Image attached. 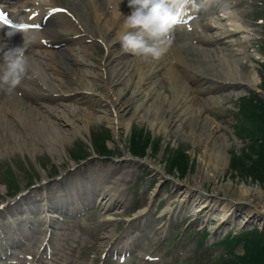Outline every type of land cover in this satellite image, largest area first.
Wrapping results in <instances>:
<instances>
[{
	"label": "rangeland",
	"instance_id": "1",
	"mask_svg": "<svg viewBox=\"0 0 264 264\" xmlns=\"http://www.w3.org/2000/svg\"><path fill=\"white\" fill-rule=\"evenodd\" d=\"M56 2L70 8L76 5L82 10L88 9L87 0ZM236 11H243L242 17L249 24L247 35L237 33L235 37L244 39L247 44L242 49L244 55L237 56L243 62L241 74L246 72L248 77L254 76L257 83L253 89L245 85L231 86V92H242V99L233 97L229 102L220 106L212 105L203 111L202 117H206L208 121L213 119L219 124L215 132L218 136L216 147L218 146L220 155L217 167L199 165L203 145L198 144L192 137L182 132H170L169 128L164 131L161 126L152 128L148 122H140L135 117L129 128L120 126L116 131L109 127L103 117L93 120L89 126L80 129V133L70 134L56 151L42 148L41 143L34 154L25 149L4 151L3 156H0V204L6 203L8 198L10 200L17 193L29 190L19 197L25 202L32 190L38 193L43 191V188L51 191L55 184L62 194L70 197L73 194L67 193L69 186L82 184V181L104 186L118 178L122 182L120 188L125 196V205L100 209L90 202L88 204L91 207H85L84 215L73 216L52 210L51 213L56 218L47 228L50 231L48 239L53 253L47 258L43 251L36 253L40 243L39 237L47 236L43 232L45 228L40 224L42 212L32 205L34 212L27 214L30 222L27 225L22 220L17 223L14 215L10 214L13 208H8L10 206L7 204V210L3 209L7 213L0 210V264H24L23 261L27 258L34 259L37 264H217L235 254L243 253V241L237 242L235 238L228 241V237L238 236L254 228L264 231V220L246 221L242 219L241 213H237L236 217H232V224L226 223L217 227V221L208 219L202 213H192L190 210L193 205L190 201L179 205L182 190L179 188L182 185H178L186 180L192 185L198 172L202 171L211 175V178L203 180L201 184V188L210 194L216 191L218 196L223 197L224 192L220 188L227 184L231 188L242 184L250 185L260 188L264 193V175L258 168H252L254 172L250 171L253 166L251 158L263 154H256L257 150L261 149L256 150L258 143L261 144L256 138L263 137L264 133V0H242ZM213 32L215 31L211 28L207 30V33ZM98 33L99 30L94 32V35L98 36ZM75 35L71 30L60 31L53 38L56 42L54 46L58 48L52 50L68 54V57H71V54L68 53L67 47H70L75 55L83 53L89 66L74 64L73 67L85 69L90 76L95 75L99 79V59L107 56V50L97 38L82 41V47L78 45L79 48H76L77 46L71 45ZM245 36L248 38L245 39ZM224 40L226 39L222 41ZM186 41L191 42L190 35H179L175 45H183ZM220 43L211 44L212 47L207 48L218 50L225 46L224 42ZM116 47L119 51L122 49L120 44ZM76 49H82V52H77ZM104 76L106 80V75ZM97 78L93 80V90L84 93L87 97L79 94L74 99H77L76 106L84 105L101 116L105 108L97 99L100 91L104 89L103 83ZM136 78L132 77V84L123 98L132 94ZM89 79L85 78L87 81ZM37 84L34 85L33 92L44 93L45 88L40 83ZM191 84L200 87V97L215 94L205 88L208 84L201 82V79L192 81ZM161 90L169 95L175 92L168 84ZM60 92L59 87L52 90L51 94L55 100H49L51 106L57 103ZM18 95L23 101L27 100L21 95V91ZM210 102L212 100L208 104ZM135 105L134 103L128 107L124 113L125 119L132 116ZM241 109L253 112V119L257 118L253 127H250V120L246 117L249 114H243ZM161 123L166 125L164 119H161ZM259 128L263 131H259ZM1 143L2 141L0 145ZM126 155L135 163L125 160ZM246 161L249 165L243 167ZM257 166L258 164L255 165ZM154 167L159 168L162 174ZM104 171L106 173L99 176ZM61 174L62 177L58 181L49 180L38 186L42 180L53 179ZM75 194H78L79 200L83 194L87 196L84 191ZM145 206L148 208V214L139 221L133 219L136 218V212ZM166 208H170V212ZM18 215L20 217L22 214ZM26 226L29 227L28 232ZM129 234L135 235L127 256L129 259L119 261L118 258H112L108 248L116 244L120 237L122 240L127 239ZM11 236L20 238L6 245V250L3 249L1 244L8 243ZM30 248L33 251H28Z\"/></svg>",
	"mask_w": 264,
	"mask_h": 264
},
{
	"label": "bare ground",
	"instance_id": "2",
	"mask_svg": "<svg viewBox=\"0 0 264 264\" xmlns=\"http://www.w3.org/2000/svg\"><path fill=\"white\" fill-rule=\"evenodd\" d=\"M8 2L9 0L6 1ZM55 5L59 6L52 0L50 2L41 0L39 4L30 6L32 9H39L40 14L37 17L28 18L30 11L24 15L30 24L36 23L40 18L44 25L43 32L27 28L16 32L10 39L5 34L2 35V42L8 47L22 46L24 39L27 41L26 54L29 57L31 69L16 90L8 92L0 87V142L2 141L0 156H3L4 151L10 152L15 149L19 151L25 149L30 154H34L37 148H40V143L42 148L56 151L70 134L80 133V129L89 126L93 120H100L103 117L107 120L109 127L116 131L120 126L129 128L135 117L140 122H148L152 128L156 129L161 126L160 128L164 131L169 128L170 132H182L192 137L198 144L203 145L199 165L216 168L220 155L218 146L216 147L218 136L215 132L219 124L213 119L208 121L206 117H202L203 111L212 105L220 106L229 102L233 97H241L242 92L235 93L229 90L231 86L245 85L253 89L257 83V78L254 76L248 77L246 72L241 74L240 68L243 67L241 66L243 62L237 58L241 54L244 55L242 49L247 46L244 39L235 38L237 33L246 35L248 33L249 24L242 17L243 11H229L232 5L231 3L226 5L225 0H205L204 5L207 6L205 16L208 15L210 18L203 23V26L204 29L210 27L215 32L199 35L198 40L213 44L224 42L225 46L214 50L200 46V44H193V42H188L183 46L172 45L160 60L146 62L142 58L124 52L123 49L119 51L116 47L120 44L118 38L123 31V21L131 13L126 0H88L86 5L88 9L82 10L75 5L71 8L67 7L64 13L49 16L53 8L57 7ZM22 6L25 5L21 1L10 5L12 8ZM218 8L220 9L217 10ZM220 11L226 12L227 15L217 14ZM236 21L244 26L242 31L234 30ZM64 30H71L76 34L75 41L71 44L77 46L76 48H79L80 42L87 41L89 38L101 40L108 54L99 59V79L95 75L90 76L85 69L73 67L74 64L89 66L83 53L75 55L67 46L66 49L71 57L52 50L53 38ZM98 30V36L94 35V32L97 33ZM224 38L226 40L222 41ZM76 51L82 52V49L80 51L76 49ZM104 75H106V80H104ZM95 77L101 80L104 89L100 91L97 99V102L102 103L105 108L101 116L96 115L84 105L76 106L77 99H74L79 94L87 97L85 92L93 90ZM132 77H137L132 94L123 98L132 84ZM85 78L90 79L87 81ZM199 79L208 84L205 88L215 92L216 95L198 96L200 87L193 86L191 82ZM37 82L45 88L44 93L33 92L34 85H38ZM167 84L174 88L175 92L172 95L161 90ZM54 87H59L61 92L55 106H51L49 100H55L51 94ZM19 91L27 98L26 101L19 97ZM210 100L212 102L208 104ZM134 103L136 105L132 116L125 119L124 113ZM161 119L165 120L166 125L161 123ZM126 156L125 160L132 161V164L135 163L133 159ZM155 170L162 174L159 168ZM203 172H198L196 181L192 185L188 180L178 185H182L179 188L182 189L179 195V205L190 201L193 205L190 210L192 213H202L208 219L217 221V227L226 223L232 224V219L237 216V213H241L242 219L246 221L264 220V193L260 188L244 184L231 188L227 184L220 188L224 192L223 197L218 196L216 191L210 194L201 188L203 180L211 178L209 173ZM105 173L106 171L99 176ZM78 184L67 188V193L73 194L70 197L62 194L55 184L51 191L43 188V191L38 193L32 190L25 202L19 199L15 204L7 207L13 208L16 213L27 215L30 206H37L42 212L41 222L46 231V224L53 219V215L48 213L52 210L62 208L72 210L76 206L81 207L80 203L84 200L97 204L100 196L105 199L99 203L102 208L112 206L118 208L125 205V196L120 188L122 182L118 178L108 182L107 186L85 181ZM83 191L87 193V196L83 194L79 200L75 192L81 194ZM166 209L170 212V208ZM147 214L148 208L145 206L136 212V218L133 219L139 221ZM22 218L27 219L26 216ZM134 236L129 234L125 240L120 237L116 244L109 247L110 252L125 253L133 244ZM15 239L17 240L18 237L10 240L15 241Z\"/></svg>",
	"mask_w": 264,
	"mask_h": 264
},
{
	"label": "clouds",
	"instance_id": "3",
	"mask_svg": "<svg viewBox=\"0 0 264 264\" xmlns=\"http://www.w3.org/2000/svg\"><path fill=\"white\" fill-rule=\"evenodd\" d=\"M127 2L131 13L123 21V31L118 42L124 52L146 62L158 61L169 51L174 43L176 26L192 8H199L196 0H127ZM120 14L122 15L121 12ZM225 15L226 12H221V16ZM243 27L236 21L234 30L242 31ZM16 32L8 31L5 36L10 39ZM26 44L25 39L22 46L8 47L6 43H0V87L8 92L16 90L30 72Z\"/></svg>",
	"mask_w": 264,
	"mask_h": 264
},
{
	"label": "trees",
	"instance_id": "4",
	"mask_svg": "<svg viewBox=\"0 0 264 264\" xmlns=\"http://www.w3.org/2000/svg\"><path fill=\"white\" fill-rule=\"evenodd\" d=\"M246 109V108H244ZM242 110L243 114L247 113L249 114L248 116H246L249 120H250V127L254 126L255 121L257 120V118L255 117V119H253V112H245L246 110ZM259 111V110H258ZM259 118H261V116H259ZM259 131H263L262 128H259ZM256 139H258L257 141L261 142V144L259 145L258 143V148L259 151L257 150L256 154L263 153L262 156H257L256 157H252L250 162L252 163V167H250V171L254 172L252 170V168L256 169L258 168V171H261V173L264 175V133H263V137L259 138L257 137ZM147 144V142H146ZM145 144V146H146ZM255 162V163H254ZM257 167H255V165H257ZM245 165V166H244ZM247 165H249L246 161V164H243V167H246ZM251 165V164H250ZM233 238L237 239V242L242 240L243 241V253H239V254H235L232 258H228L225 261H221L220 263L217 264H264V231L261 230H257V229H251L249 231L243 232L238 234V236H232V237H228V241L233 240Z\"/></svg>",
	"mask_w": 264,
	"mask_h": 264
},
{
	"label": "snow or ice",
	"instance_id": "5",
	"mask_svg": "<svg viewBox=\"0 0 264 264\" xmlns=\"http://www.w3.org/2000/svg\"><path fill=\"white\" fill-rule=\"evenodd\" d=\"M0 21H4L5 23H7V21L5 20V16L3 12H0ZM38 27V25H37Z\"/></svg>",
	"mask_w": 264,
	"mask_h": 264
}]
</instances>
